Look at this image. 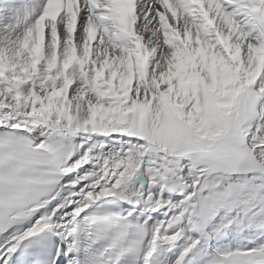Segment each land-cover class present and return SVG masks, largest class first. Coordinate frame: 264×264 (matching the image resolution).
<instances>
[{
	"label": "snow or ice",
	"instance_id": "6c2138e0",
	"mask_svg": "<svg viewBox=\"0 0 264 264\" xmlns=\"http://www.w3.org/2000/svg\"><path fill=\"white\" fill-rule=\"evenodd\" d=\"M0 264H264V0H0Z\"/></svg>",
	"mask_w": 264,
	"mask_h": 264
}]
</instances>
